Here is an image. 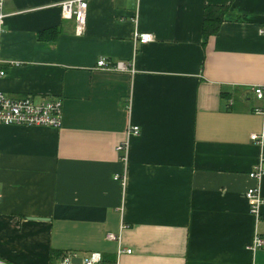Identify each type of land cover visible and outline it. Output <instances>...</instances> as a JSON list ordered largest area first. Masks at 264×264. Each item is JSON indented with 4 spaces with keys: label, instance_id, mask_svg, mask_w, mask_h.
I'll list each match as a JSON object with an SVG mask.
<instances>
[{
    "label": "crops",
    "instance_id": "0c3cea01",
    "mask_svg": "<svg viewBox=\"0 0 264 264\" xmlns=\"http://www.w3.org/2000/svg\"><path fill=\"white\" fill-rule=\"evenodd\" d=\"M61 1L0 0V91L62 100L58 128L0 124V259L264 264V205L257 219L245 197L264 157V0H88L80 34Z\"/></svg>",
    "mask_w": 264,
    "mask_h": 264
},
{
    "label": "built area",
    "instance_id": "2783aa9c",
    "mask_svg": "<svg viewBox=\"0 0 264 264\" xmlns=\"http://www.w3.org/2000/svg\"><path fill=\"white\" fill-rule=\"evenodd\" d=\"M1 5V2H0ZM88 0H64L58 3L61 16L74 21V31L76 34L83 32L86 20ZM5 14L0 12V34L4 23ZM259 32L264 35V27ZM135 39L139 43H146L151 40L149 33H135ZM0 59V77L5 75V71L1 66ZM96 66L101 69L109 70H127L126 64L123 62L110 63L105 58H98ZM255 97L264 102V81L255 85L253 88ZM256 112L263 113L262 108H256ZM62 120V100L59 98H40L36 99L32 96H24L21 98H11L0 91V124H16L27 126H47L58 128ZM139 133V127L131 125L127 128V135H136ZM250 139L258 144L264 143V129L260 133H251ZM122 160L126 159L127 142L118 143L115 147ZM249 178L254 184L249 186L245 191V197L248 201L249 212L257 219L260 216L259 209L264 205V196L260 192V179L264 176V157L260 158L248 173ZM117 177V176H115ZM106 238L109 240L120 241V234L107 233ZM264 247V238L255 235L250 248L256 249ZM130 249L119 247L118 253L127 252ZM101 254L99 252H89L81 258L79 264H100ZM0 264H9L0 259ZM58 264H75L71 262V256H64Z\"/></svg>",
    "mask_w": 264,
    "mask_h": 264
},
{
    "label": "trees",
    "instance_id": "16d2710c",
    "mask_svg": "<svg viewBox=\"0 0 264 264\" xmlns=\"http://www.w3.org/2000/svg\"><path fill=\"white\" fill-rule=\"evenodd\" d=\"M210 11H207L205 13V22L203 24V35L206 38L208 34H213L217 31L218 28V18L215 16L210 15ZM49 33H56V29L54 28H50V29H46V30H41L39 32V37L41 38H48V36H46V34Z\"/></svg>",
    "mask_w": 264,
    "mask_h": 264
},
{
    "label": "water",
    "instance_id": "95a60500",
    "mask_svg": "<svg viewBox=\"0 0 264 264\" xmlns=\"http://www.w3.org/2000/svg\"><path fill=\"white\" fill-rule=\"evenodd\" d=\"M81 258L82 257L72 256L71 257V262H73L75 264H79L81 262Z\"/></svg>",
    "mask_w": 264,
    "mask_h": 264
}]
</instances>
